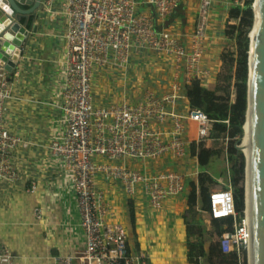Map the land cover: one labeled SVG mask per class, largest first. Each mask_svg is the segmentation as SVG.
<instances>
[{
	"label": "crops",
	"instance_id": "1",
	"mask_svg": "<svg viewBox=\"0 0 264 264\" xmlns=\"http://www.w3.org/2000/svg\"><path fill=\"white\" fill-rule=\"evenodd\" d=\"M45 1L59 11L57 18L50 20L51 12L43 9L32 15L28 21L30 34L23 43L17 68L10 74L8 95L0 100L3 123L21 137L11 152L18 176L0 181V243L13 254V264H54L56 255L85 247L74 203V176L66 159L50 150L66 125L62 90L67 18L60 12L66 0ZM235 4V0H212L210 34L203 57L205 75L188 80L184 62L151 49H138L126 65L110 63L95 68L92 78L95 102L103 105L144 102L146 91L163 96L175 80L183 83L176 111L186 113L193 107H201V88L205 86L215 91V99L233 101L235 91L227 95L222 89L217 90V84L222 83L219 73L224 67L223 53L235 47L234 39L227 34V23L236 22L230 17ZM137 9L151 15L158 30L172 31L186 46L190 45L197 24V0L181 1L164 18L157 14L150 0H141ZM42 15L49 16L45 22L39 19ZM151 126L165 140L176 134L172 118L165 122L152 120ZM229 129L230 125L215 121L211 135L197 140L194 137L197 123L186 120L180 130L186 144L183 155L169 151L158 159L96 156L97 163L117 161L150 175L169 167L180 169L184 175V189L168 198L162 207L154 208L140 185L127 193L118 178L96 174V188L109 207L106 219L125 225L129 247L134 253H142V264H207L204 254L217 240L210 193L228 185L233 187L227 145L233 136L229 135ZM202 227L207 234L205 239Z\"/></svg>",
	"mask_w": 264,
	"mask_h": 264
},
{
	"label": "built area",
	"instance_id": "2",
	"mask_svg": "<svg viewBox=\"0 0 264 264\" xmlns=\"http://www.w3.org/2000/svg\"><path fill=\"white\" fill-rule=\"evenodd\" d=\"M141 0H66L62 11L67 18L64 32L63 57L64 84L63 109L66 125L60 137L50 145L53 153L62 155L75 179V208L80 215L85 247L73 253H60L54 264H142V253H134L129 247V233L121 222L106 219L109 212L103 194L97 190L95 177L98 172L118 178L127 193L140 185L154 208H160L172 195L184 189V175L180 169L169 167L150 175L120 162H96V156L107 158L133 157L158 159L169 151L185 154L186 144L180 130L186 120L195 121V139L208 138L215 119L201 107H193L186 113L176 111L178 91L183 87L175 80L169 92L158 97L148 90L146 100L139 103L120 102L98 104L92 89L96 67L110 63L126 65L132 53L138 49L172 55L184 62L188 80L207 73L204 65L206 39L210 34V9L212 0H197V24L186 46L180 37L169 30H158L151 15L138 11ZM157 14L168 17L183 0H150ZM243 4L246 0H235ZM39 9L51 12L56 20L57 9L49 1H42ZM40 19V18H39ZM11 75L8 71L0 77V100L9 92ZM172 118L176 134L170 140L163 139L154 130L151 121L165 122ZM21 137L5 127L0 117V181L15 179L18 171L11 161L13 147ZM26 146V142H22ZM213 218L232 215L234 231H227L223 239L231 238L240 250V244L248 247L250 241L249 216L236 208V197L231 185L212 191L209 196ZM13 264V254L0 243V261Z\"/></svg>",
	"mask_w": 264,
	"mask_h": 264
},
{
	"label": "water",
	"instance_id": "3",
	"mask_svg": "<svg viewBox=\"0 0 264 264\" xmlns=\"http://www.w3.org/2000/svg\"><path fill=\"white\" fill-rule=\"evenodd\" d=\"M42 1L0 0V77L5 71L12 75L16 70L23 43L30 34L28 21L38 11ZM23 4H29L30 7L24 8ZM252 9L253 27L256 16L254 4ZM250 40L247 50V106L242 125L245 132L250 115V160L244 150L245 166L250 163V176L247 178L248 193L246 184V205L243 210L247 211L249 207V264H264V0H259V33L253 61L250 57ZM221 121L228 124L225 120ZM222 243L225 250L234 249L231 238L223 239Z\"/></svg>",
	"mask_w": 264,
	"mask_h": 264
},
{
	"label": "trees",
	"instance_id": "4",
	"mask_svg": "<svg viewBox=\"0 0 264 264\" xmlns=\"http://www.w3.org/2000/svg\"><path fill=\"white\" fill-rule=\"evenodd\" d=\"M253 0H246L243 4L236 3L230 10V17L236 22L227 23V34L235 41L233 50H227L223 53L224 67L219 73V79L222 83L217 84V90L222 89L227 95H231L235 91V99L232 100H217L215 99V91L205 87L201 88L202 103L201 107L204 111L211 114L215 119H229V135L237 136L243 134V123L245 120L247 106V80H248V48L249 37L248 33L253 24L254 13L252 11ZM234 82V88L231 84ZM243 152L232 150L230 158L235 164V171L239 174L242 170ZM235 173V174H236ZM234 174V175H235ZM235 194L239 197L236 199V208L242 210V188L235 187ZM215 234H217L218 242L211 245L209 252H205L204 260L208 259L211 264H217L218 261L214 258L216 248H219L220 256L224 264H245V258L240 256L239 251L225 250L223 247V234L227 231H234L235 219L232 215L215 217L213 220ZM203 238L207 236L205 227H202ZM243 258V260H242Z\"/></svg>",
	"mask_w": 264,
	"mask_h": 264
},
{
	"label": "rangeland",
	"instance_id": "5",
	"mask_svg": "<svg viewBox=\"0 0 264 264\" xmlns=\"http://www.w3.org/2000/svg\"><path fill=\"white\" fill-rule=\"evenodd\" d=\"M253 2H254V0H253ZM252 11L254 13V10L253 9H252ZM48 17H46L45 15H42V16H40V20H42L43 22H45L48 19ZM49 19L52 20L51 16L49 17ZM251 28H250V30H251ZM250 30H249V33H248L249 40L251 39L250 38V35H249L250 34ZM244 134H245V132L243 130V134L242 135H237L236 137H233V139L228 140V142H227V145H228V148H229V154L232 152V150H239V151H242L243 152L242 163H241V165H242L241 172L239 174H237L236 171H235V169H234V168H236L235 164L233 163L232 167L230 165V167H231V177H232V180L231 181H233V187L234 188L235 187L242 188L243 197H242V199L240 198V201L243 204L242 206H245L246 205V181H245L246 155H245L244 149L241 148L242 140H238V139L239 138H242L243 139ZM231 162H233V160ZM236 199H237V201L239 199V197L237 195H236ZM217 240H218V238H217ZM217 240H215V242H218ZM238 251H239L240 256H242L244 254L242 257L245 258V264H249L248 247H246L245 245L240 244V250H238ZM214 256H215L214 258L218 261L217 264H224V261H223V259L220 256V251H219V248L218 247L216 248V250L214 252ZM205 260H206V263L207 264H211L208 259H205ZM242 260H243V258H242ZM241 264H243V263H241Z\"/></svg>",
	"mask_w": 264,
	"mask_h": 264
},
{
	"label": "bare ground",
	"instance_id": "6",
	"mask_svg": "<svg viewBox=\"0 0 264 264\" xmlns=\"http://www.w3.org/2000/svg\"><path fill=\"white\" fill-rule=\"evenodd\" d=\"M254 7H255V21H254V26L252 27L251 33H250V44H251V49H250V57L251 61H253L255 49H256V44L258 40V33H259V0H254L253 2ZM241 146L244 148V150L248 153V157L250 154V115L247 119V122L245 124V134L242 139ZM242 148V149H243ZM250 160V157H249ZM250 176V163L248 166H245V181L247 184V178ZM247 193H248V184H247ZM249 216V207L246 211ZM248 252H249V257H250V241L248 245Z\"/></svg>",
	"mask_w": 264,
	"mask_h": 264
},
{
	"label": "clouds",
	"instance_id": "7",
	"mask_svg": "<svg viewBox=\"0 0 264 264\" xmlns=\"http://www.w3.org/2000/svg\"><path fill=\"white\" fill-rule=\"evenodd\" d=\"M253 2V1H252ZM222 122V121H221ZM228 125H229V122H228ZM229 186V185H228ZM232 186V185H231ZM227 187V186H226ZM234 188V187H233ZM234 193H235V189H234ZM235 197H236V194H235ZM245 207V206H244ZM244 209V208H243ZM242 209V210H243ZM223 241V240H222ZM234 249H235V247H234ZM233 250V249H232Z\"/></svg>",
	"mask_w": 264,
	"mask_h": 264
}]
</instances>
